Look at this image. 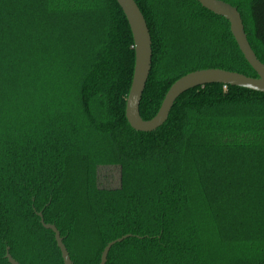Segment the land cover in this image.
I'll return each instance as SVG.
<instances>
[{"label":"trees","instance_id":"obj_1","mask_svg":"<svg viewBox=\"0 0 264 264\" xmlns=\"http://www.w3.org/2000/svg\"><path fill=\"white\" fill-rule=\"evenodd\" d=\"M151 38L139 114L195 70L256 77L196 0H134ZM236 7L264 64V0ZM134 44L116 0H0V264H264V93L207 84L166 121L125 116Z\"/></svg>","mask_w":264,"mask_h":264},{"label":"water","instance_id":"obj_2","mask_svg":"<svg viewBox=\"0 0 264 264\" xmlns=\"http://www.w3.org/2000/svg\"><path fill=\"white\" fill-rule=\"evenodd\" d=\"M202 7L212 13L222 16L229 22V30L246 62L255 71L256 77L220 69L206 68L191 71L175 80L167 90L157 113L148 120H143L139 114L140 99L151 68V38L145 19L134 0H116L122 9L134 44V68L131 85L126 98L125 116L128 124L135 131L151 132L163 125L175 100L184 92L207 84H222L236 86L264 93V64L256 57L249 45L244 31L243 22L237 8L223 0H196ZM40 222L45 229L54 233L56 245L60 250L63 264H73L62 241L59 231L53 224L44 223L39 212ZM130 235L116 238L106 244L102 250L98 264H105L110 248ZM5 258L9 264H19L6 248Z\"/></svg>","mask_w":264,"mask_h":264}]
</instances>
